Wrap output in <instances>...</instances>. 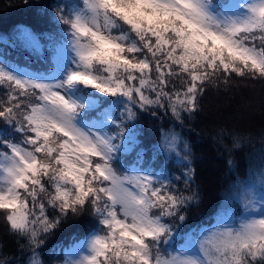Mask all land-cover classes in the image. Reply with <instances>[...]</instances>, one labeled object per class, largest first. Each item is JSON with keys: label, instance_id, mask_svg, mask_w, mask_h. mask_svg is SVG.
I'll return each mask as SVG.
<instances>
[{"label": "snow or ice", "instance_id": "6c2138e0", "mask_svg": "<svg viewBox=\"0 0 264 264\" xmlns=\"http://www.w3.org/2000/svg\"><path fill=\"white\" fill-rule=\"evenodd\" d=\"M32 7L41 30L0 36V219L16 245L0 240V264H264V127L195 123L209 90L264 82V0ZM145 117L160 121L155 142ZM193 136L224 183L210 220L185 228L201 201ZM86 215L84 237L45 254Z\"/></svg>", "mask_w": 264, "mask_h": 264}, {"label": "trees", "instance_id": "16d2710c", "mask_svg": "<svg viewBox=\"0 0 264 264\" xmlns=\"http://www.w3.org/2000/svg\"><path fill=\"white\" fill-rule=\"evenodd\" d=\"M51 3V0H28V5L23 0H0V36L10 34L17 24H25L39 31L42 24L36 14V8ZM22 52H13L12 56L20 57L23 65ZM44 65L40 62L31 64L32 70H43ZM203 111L199 113L195 123L198 128L210 131L212 125L228 124L240 130H250L259 133L264 127V82L250 81L233 76L227 88L219 90L211 89L203 97ZM143 126L144 134L155 142L159 138L158 128L160 121L147 117L138 121ZM168 127L167 121L163 125ZM194 144V167L196 169V184L199 185L201 201L198 206L191 207L187 212L185 228L208 221L221 205L220 191L224 183L222 177L224 162L211 147L209 141L197 140L191 137ZM176 169H173L175 171ZM94 218L91 215L70 218L56 234L49 238L48 249L63 242L67 244L73 236L81 238L85 236L93 226ZM0 240L5 245V251L13 253L16 245L13 239L5 235L4 222L0 219Z\"/></svg>", "mask_w": 264, "mask_h": 264}, {"label": "rangeland", "instance_id": "374dc122", "mask_svg": "<svg viewBox=\"0 0 264 264\" xmlns=\"http://www.w3.org/2000/svg\"><path fill=\"white\" fill-rule=\"evenodd\" d=\"M84 237V236H83ZM82 238V237H81Z\"/></svg>", "mask_w": 264, "mask_h": 264}]
</instances>
